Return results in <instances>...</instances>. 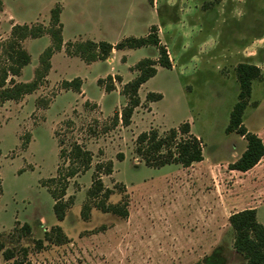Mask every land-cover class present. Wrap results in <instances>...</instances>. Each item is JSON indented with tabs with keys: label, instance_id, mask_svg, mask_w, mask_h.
<instances>
[{
	"label": "rangeland",
	"instance_id": "374dc122",
	"mask_svg": "<svg viewBox=\"0 0 264 264\" xmlns=\"http://www.w3.org/2000/svg\"><path fill=\"white\" fill-rule=\"evenodd\" d=\"M0 1L11 16L28 23H48L50 11L63 7L66 24L78 22L73 32L109 44L144 38L147 28L139 24L141 16L148 23L157 18L151 0ZM175 1L173 6L157 2L156 9L159 26L175 25L170 38L162 31L159 39L169 42L173 70L158 68L141 87L143 101L132 126L112 127L113 117L127 102L121 81L135 78L131 65L157 55L152 47L130 51L125 62L118 54L110 65L74 63L63 77L87 79L90 102L72 93L57 96L59 82L47 85L37 97L1 106L0 241L17 255L26 251L31 264L245 263L233 250L228 217L257 207V221L264 226V158L248 172L231 171L230 164L247 143L225 130L239 93L235 69L240 63L252 64L261 75L252 82L242 123L264 143V0ZM71 16H111L115 31L102 34L87 19ZM7 27L1 24V39ZM37 42V48L29 47L32 55L45 45ZM111 74L122 80H113V92L101 91ZM94 77L104 79L101 87ZM148 93L162 99L149 104ZM183 123L201 140L203 160L188 168L146 167L135 154L137 136L151 128L162 134ZM56 136L63 143L62 156ZM75 143L92 153V163L88 171L67 179L64 219L58 221L48 189L57 184L47 180L57 177V167L66 173ZM109 162L112 174L105 175ZM97 164L103 165L98 176L111 191L108 199L103 193L88 194ZM102 203L125 205L128 216L104 212ZM55 227L64 238L61 242Z\"/></svg>",
	"mask_w": 264,
	"mask_h": 264
},
{
	"label": "trees",
	"instance_id": "16d2710c",
	"mask_svg": "<svg viewBox=\"0 0 264 264\" xmlns=\"http://www.w3.org/2000/svg\"><path fill=\"white\" fill-rule=\"evenodd\" d=\"M0 11H2L1 1ZM60 13L61 7H55L50 11V21L47 28L39 23L14 25L9 36L0 43V107L7 101H20L26 95L32 94L44 85L51 68L50 59L63 46ZM45 34L50 37L51 45L40 54L33 80L26 83H16L13 77H18L22 68L30 62L29 54L22 48V41L35 39ZM144 47L155 48L158 57L156 60L142 59L132 68L137 74L133 80L123 86L122 93L127 98V102L120 113L113 117V128H116L119 124L123 127L130 125L134 110L140 105L138 91L144 83L156 75V67L159 66L167 70L172 67L165 46L160 44L157 27L151 26L148 35L144 38H126L115 45L107 42L94 43L91 41L67 44V54L78 56L86 63L105 61L112 50L120 51ZM235 71L239 93L225 131L226 133L234 132L238 134L247 143L241 156L229 166L231 171L245 173L254 168L264 157V143L256 134L249 132L242 123L244 111L251 98L252 82L258 79L261 73L255 65L247 63L238 64ZM105 80L110 82L105 87V91L111 92L114 89L113 80L119 81L120 77L107 76ZM103 81L99 79L97 84L101 86ZM80 85L78 79H73L70 82H62L61 89L79 91ZM161 99V94L148 93L145 100L148 103H153ZM56 139L61 151L63 143L58 140L57 136ZM63 153L61 151L60 156ZM135 154L141 158L146 167L152 168L170 164L188 168L203 160L201 140L191 134L188 123H183L178 128L169 129L162 134L152 128L140 133L136 138ZM67 159L69 166L66 173L62 175L57 167V177L47 180L49 183L57 184L56 188L48 187V189L54 202L53 212L58 221L64 219L66 204L63 199L66 195L67 179L89 170L92 163V153L75 143L71 146ZM101 169H103V165L97 164L96 175L88 194L90 197H96L103 193L104 198L108 199L111 191L103 187L98 176ZM104 174H112L111 162L106 164ZM101 207L104 212H111L123 218L128 216L125 205H105L102 203ZM228 223L234 232L233 250L244 259V264H264V226L258 223L255 209H244L231 214ZM24 227L26 230L28 229L27 226ZM53 230L58 233L57 241H63L64 238L59 227H55ZM0 264H31V262L27 259L26 251L23 250L22 255H17L14 250L6 248L3 242L0 241Z\"/></svg>",
	"mask_w": 264,
	"mask_h": 264
},
{
	"label": "crops",
	"instance_id": "0c3cea01",
	"mask_svg": "<svg viewBox=\"0 0 264 264\" xmlns=\"http://www.w3.org/2000/svg\"><path fill=\"white\" fill-rule=\"evenodd\" d=\"M157 2H162L163 4H165L167 6H173V5H175L177 3L175 0H151L150 4L151 5L153 4L154 7H150V6L149 7L151 9V12H155L157 18L154 19V20L152 19V21L150 23H148V21L145 19L146 16H141L142 19L139 20V24H142L141 26H146V28H147L146 31H145L146 32L145 37L148 35L150 27L151 26H156L159 29V32H158L159 39H161V35L160 34H161L162 31L165 34H168V36L170 38L171 37V33L170 32L174 31L173 27H175V25H171V24L168 23V24H165L162 27L159 26V19H158L157 11H156ZM181 3H182V0H180V2L178 4H181ZM186 4H188V2H186ZM195 7H196V4H195ZM145 9H146L145 12H148V7H146ZM63 11H64V8L62 7L61 8L60 17H59L60 23L62 25V40H63L62 49L59 52H56L55 54H53V56L51 57V59H50L51 68H50V70L48 72V75L46 77L44 85L41 86L39 89H37L32 94L26 95L22 99V101H24L25 99H27V97H30L32 95H34L36 97L38 95H41L42 89L45 88L47 85H48V87H50V86L54 85L55 83L58 84L59 82L62 83L64 81L70 82L73 79H78L80 81V83H81L79 91H74V90H71V89H68V90L61 89L60 93L57 96H60L63 93H72L73 95H76V97H79L81 100H83V101L84 100H88L90 102V100L87 99V97H86V83H87V79L79 77V76H74V77L69 78V79H64L63 73L66 74L67 73L66 71H69L71 69V66L74 63H77V64L84 63L86 65V67H88V68L94 67L95 65H98L101 62H104V63H107L108 65H110L113 62V57L115 55H118V54L120 55L121 62H125L126 61V57L128 56V53L130 51H132V50H136V49H125V50H120V51L112 50L110 56L105 61H95V62H92V63H86L78 56L68 55L67 52H66L67 44L83 43V42H87V41H91V40H85V39H83V37H81L82 35H80L79 33H75V32H73L71 30L72 27L77 26L78 22H74L72 24H66L65 19H64L65 16H63ZM0 15H2V16H0V26H1V24H8L7 29H5V34L2 36L3 38L1 39V37H0V42L5 40L9 36L10 30H11V28L14 25H24V24L32 25V24L39 23V24H42L44 27L47 28L49 26V21H50V17H49L48 23H46V22L40 23V22H37V21L32 22V23L25 22L22 19H20L19 17L11 16V14H9L7 12L4 4H2V11H0ZM131 17H132L133 20L137 19V16H131ZM71 18L74 19V20L82 19V18L87 19L88 23L93 25L94 29L96 31H98V32H101L102 34H109L112 31L113 32L115 31L114 28H112V26H111V21H110L111 16H71ZM37 41H44L45 45H43L42 48L39 47L40 49H35L34 55H32L29 47L37 48L38 47L37 43H39ZM91 42L99 43V42H104V41H91ZM160 42H161L162 45L165 46V48L167 50V53L169 55V47H168L169 46L168 45L169 42L168 43L167 42H163V40H160ZM21 45H22V48L29 54L30 62H29V64L27 66L22 68L21 73H20V75L18 77H13V80L16 83H26V82H30V81L33 80L34 71L38 67L39 56L47 47H49L51 45V39H50V37L47 34H45V35H43L41 37H38V38H35V39H25L24 41H22ZM111 45H115V44H111ZM144 48H150V47H144ZM155 51L157 52L156 49H155ZM157 57H158V54L155 57L151 58V59L156 60ZM171 63H172V61H171ZM135 64L131 65V67H130L131 70H132V68L134 67ZM158 68H161V67L157 66L156 69H158ZM170 70H173V66H172V69H170ZM157 72H158V70H157ZM134 74L136 76L137 73L134 71ZM110 76H112V74ZM116 76H118V75H116ZM112 77H114V76H112ZM99 79L104 80L102 77H100V78L94 77L92 79V81H96V83H97V81ZM120 79H121V77H120ZM121 82H122L121 83L122 85L128 83V82H123V81H121ZM143 85H145V83ZM141 87H140V89H141ZM100 89L103 92L105 91L104 88H102V87ZM140 89L138 91V96H139ZM139 99H140V105L134 110V113H133L132 118H131V123H130V125L128 127L133 125V123H134V115L137 112V109L141 106V103L143 101L141 98H139ZM8 102H10V101H8ZM149 104H151V103H149ZM148 108L151 110L150 105H148ZM128 127H125V128H128ZM196 138H198V137H196ZM56 142H57V139H56ZM57 147H58V144H57ZM59 150H60V148L58 147V151ZM263 158H262V160H263ZM256 167H257V165L254 168H252L251 170L255 169ZM248 209H255L256 216H257V214H258L257 207L248 208ZM235 212H238V211H235ZM235 212H233V213H235ZM233 213H231V214H233Z\"/></svg>",
	"mask_w": 264,
	"mask_h": 264
}]
</instances>
